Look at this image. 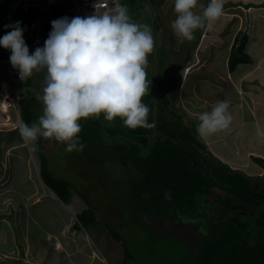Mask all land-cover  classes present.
I'll list each match as a JSON object with an SVG mask.
<instances>
[{"label": "trees", "instance_id": "1", "mask_svg": "<svg viewBox=\"0 0 264 264\" xmlns=\"http://www.w3.org/2000/svg\"><path fill=\"white\" fill-rule=\"evenodd\" d=\"M163 1L149 2L156 6ZM3 3L0 1V5ZM14 9L17 11L14 16L7 18L0 13L1 35L4 36L13 30L10 27L6 28L5 25H13L19 21L20 27L24 29L25 38L35 21L36 12L20 7ZM61 9H65L68 14L67 5ZM55 11L50 20L60 19L55 15ZM68 18L71 20L69 14ZM160 27L157 24L158 30ZM206 27L207 22L205 27L197 29L195 41L201 38ZM37 31H41L40 34L37 36L35 33L34 38H29L27 42L30 54L34 53L37 47L44 46L50 33L49 28L43 29L42 26ZM247 40V33L239 31L229 55L230 70H234L239 63L252 59L245 50ZM162 54L159 45L157 60L155 51L147 57L148 63L156 65L157 61L159 64L155 71L147 65L148 92L142 98V102L150 109L148 122L153 127L132 129L125 126L120 117L108 121L103 113L99 118L93 116L79 121L82 130L78 135L80 143L85 145L83 151L79 152L87 159L91 179L100 186L102 194L109 193L106 189L112 185L114 189L110 188V193L113 197L116 196L115 198L122 196L123 210H144L148 216L192 222L198 235V244L192 248L190 256L186 255L185 264H264V209L249 212L233 207L235 198L247 202H264V187L256 178L232 168L210 151L199 138L195 122L188 121L185 114L179 113L176 99L182 78L181 68L175 67L167 74L168 68L161 67ZM2 56L3 50L0 47V57ZM175 58L181 62L178 55ZM172 60L173 57L170 58V65ZM189 60L188 55L186 60L182 61V65L187 64ZM36 74L44 83L45 73ZM153 76L156 80L154 86L151 84ZM21 90L26 95L30 90L35 93L31 83L26 84V79L21 84ZM11 92L14 95V90ZM30 101L27 102L33 104ZM29 104L25 103L21 107V120L31 126L39 119ZM157 133L161 136L151 141ZM6 134L8 132H4V135ZM38 137L40 140L41 136ZM256 160L264 163L263 158L256 157ZM114 164L119 168L116 169ZM111 170L114 171L113 175L110 174ZM39 172L43 183L61 200L67 202L70 199L73 184L50 171L44 154L41 155ZM216 185L229 197L218 193L213 197ZM96 188L99 190V187ZM97 190L94 189V194L98 196L97 200H101ZM165 193H170L171 198L166 199ZM210 199L212 202L207 209L208 212H200L201 200L209 203ZM95 206L96 204L89 199L86 208L77 214V226L85 228L90 224L97 226V229L100 226L102 229L100 231H106L108 240L118 242L116 247L120 244L123 246L124 264H128L131 259V252L126 245L128 241L123 237L121 230L115 228L113 221L109 222L108 216L97 213L102 208L97 209ZM210 207L217 210L214 208L210 210ZM212 211L213 215L210 216ZM245 214L246 219H243ZM202 216L206 219L202 220ZM151 228V235L159 237L153 234L157 230L153 226Z\"/></svg>", "mask_w": 264, "mask_h": 264}, {"label": "clouds", "instance_id": "2", "mask_svg": "<svg viewBox=\"0 0 264 264\" xmlns=\"http://www.w3.org/2000/svg\"><path fill=\"white\" fill-rule=\"evenodd\" d=\"M124 1L113 14L53 20L44 46L37 47L32 54L28 39L34 38L42 23L50 20L53 12L61 7L42 21L37 22L35 18L25 38L19 21L5 25L13 30L0 38V46L11 50L10 62L19 69L22 82L34 72L45 73L43 94L38 93L36 97L44 105L38 122L29 126L21 120L19 105L16 127L26 144L41 136L66 143L68 152L83 151L85 145L80 143L78 135L82 130L79 121L93 116L99 118L101 113L108 121L120 117L132 129L153 127L148 122L150 109L142 98L148 92L147 57L154 51L155 41L151 26L133 22ZM197 4L198 0H174L178 15L172 27L179 37L188 41L195 39L194 30L205 27L206 22L209 25L215 22L224 11V0H210L202 15L193 11ZM21 91L20 87V97ZM0 97L4 101L1 91ZM228 109L227 101H219L211 111L202 113L198 118V134L206 136L228 130L232 122ZM165 198L170 199V193H165Z\"/></svg>", "mask_w": 264, "mask_h": 264}, {"label": "rangeland", "instance_id": "3", "mask_svg": "<svg viewBox=\"0 0 264 264\" xmlns=\"http://www.w3.org/2000/svg\"><path fill=\"white\" fill-rule=\"evenodd\" d=\"M150 1V0H149ZM260 4V8L254 9V11H251L253 20L246 21V27L248 28L247 36L248 40L246 43V47L249 45L250 49L256 53L259 48H264L261 41H264V29L261 27V24L264 23V0H256ZM254 1V3H256ZM172 3V5L169 6V4ZM208 0H198L197 7L193 9L194 13L195 11H198L202 8L204 10L205 7L208 5ZM167 8L169 9L168 12H165L164 14H161V8L156 7L154 5H151L148 0H125V6L128 8V14L132 18L133 22L141 23V24H147L151 26L152 34L155 41V59L157 60V38L159 39L161 50H162V62L161 67L163 69L168 68L166 71L167 74L171 73L175 67H178L180 64V67H184L185 65H181L179 61L175 58L177 55H180L184 50L188 49L186 46H183V43L180 39V37H177V34L175 33L172 23L177 18V13L174 11V0L168 2ZM172 6V7H171ZM241 6L246 7V3L242 4ZM171 7V8H170ZM16 9L12 5L8 4L7 2H4L3 5H0V13H2L6 18L10 16H14L16 13ZM249 12V11H248ZM201 13V12H199ZM261 13V14H259ZM55 15L57 18H63L68 17V14H66L65 9H59L55 11ZM248 13L246 15L249 16ZM244 16V14H243ZM250 16L248 17V19ZM172 21V23H167L166 20ZM53 20H45V22L42 23V28L46 29L49 28L50 32L52 31V22ZM157 24H159L161 27L159 30L156 29ZM164 24V28H163ZM263 29V30H262ZM232 30V27L231 29ZM194 30V35L195 32ZM41 31H37L36 35L38 36ZM158 34V36H157ZM164 34H172L174 36V40L171 36V38L163 37ZM225 37H228V34L225 35ZM167 38L166 40H164ZM194 48V47H192ZM246 50V49H245ZM228 47H224L223 49H218L213 61L216 62L218 69L221 71L225 70V61L224 58L226 54L228 53ZM165 55L167 57L165 58ZM229 55V54H228ZM259 55V54H257ZM254 56V55H253ZM173 57V60L171 62V65L169 63L170 58ZM167 59L168 61L164 60ZM222 59V60H221ZM147 65H150L152 70L155 71L159 68V64L156 61V65L154 63L150 62ZM240 68V65H237V69ZM181 72V70H180ZM260 73L258 71L256 74ZM255 74H251L246 78V81L250 82V85H253V79L252 77ZM182 77V76H181ZM35 90V93L33 90H30L29 94H25V92H21V97L19 100L20 109L25 105V103H28L27 101H30V103L33 102V104H29L30 107L34 110V112L37 114V117L43 115V109L44 105L42 101L38 100L37 94H43V88L44 83L42 82V79L34 72L32 77L26 79V84H30ZM156 83V80L153 76L152 85L154 86ZM0 89L7 88V84H4L1 82L0 79ZM182 85V78L179 83V87ZM178 87V88H179ZM199 88L201 90L209 92L211 95H232L235 97L236 92L233 88L222 90L219 89L217 86L213 85L211 82L201 81L199 84ZM250 90L255 91L256 95L255 100L257 101V107H259L257 111V116L259 119H264V100L261 97V95H264V91L261 90V92L257 91L255 86L253 88H250ZM1 91V90H0ZM25 91V89H24ZM2 92V91H1ZM28 92V91H27ZM223 93V94H222ZM3 95V94H2ZM180 92L178 93V97L176 99V105L179 109V113L186 114L184 115L188 121L195 122V125H198V118L199 116L204 113L202 110L197 111V113L194 111V108L190 106V111H187L186 108L182 107V103L179 101ZM27 96V97H26ZM184 97V96H183ZM182 100H184V98ZM27 98V99H26ZM190 98V95L188 94L187 99ZM5 100L3 101V98L0 97V129H6L8 131H1L0 130V146L2 147H8V145H15L17 146L19 143H23L25 146L23 147H15V148H3L4 150L1 153L0 158V184L1 188H5L3 193H15V188L17 187H23L25 186L26 190H32L33 186L36 185V183L33 182V179H30L32 177L37 178V182L39 178L41 177L38 173L40 168V162H41V155L44 154L47 159V163L49 166L50 171L59 178H66L68 179L72 184V190L73 194L71 195L70 199L67 202H64L60 198L56 199L57 195H53L52 193H49V196L43 197L41 201L43 202L42 205L38 206H28L27 204H24V206L29 207L31 210L34 211H46L49 210V213L52 217H55V211L52 210L54 198L60 203L59 207H61L60 210H83L86 208L87 203L89 202V199L93 201V203L96 204V208H102V210H98L99 215L108 216L109 222L111 220L113 221L112 224H114L115 228L117 230H121V233L123 237L128 241V249L131 252V259L129 260L128 264H185L186 263V255L189 256L192 254V248L197 247L198 244V235L195 232L193 228V223L189 222V220H185L186 222L182 220H171L169 218L161 219L153 216H148L144 210H135V209H129V210H123L124 207V200H121V197L115 198L111 195V189H114L111 186H109L108 189H106L109 193H103L101 191L100 186L95 184L90 176V170L88 168L87 159L84 158L83 154L77 151L68 152L66 151L67 144L64 142H58L54 138H44L37 137L35 141H31L29 143H25L19 133V129L17 126L18 121V112L19 109L15 110L12 108L9 111L5 112ZM232 107V106H231ZM16 108V107H15ZM186 110V111H185ZM188 112H194L195 114H198V117H195L193 113ZM232 116V113H230ZM200 123V122H199ZM15 127L17 129H15ZM258 127L264 128V120H261L257 123L252 124H246L245 130L247 132L248 138L250 139L251 136H253V142L256 145H260L264 140L259 138L257 136V132H259ZM241 129H244L243 126H241ZM264 130V129H263ZM10 131V133H9ZM4 132H8V136H3ZM38 140V141H37ZM22 150H25L27 152L26 156L27 158H24L22 155ZM42 153V154H41ZM20 156V157H19ZM115 165V164H114ZM110 166V165H109ZM115 168L118 169L119 167L115 165ZM116 171V170H115ZM113 170H111L110 174L113 175ZM118 172V171H117ZM7 175V177H6ZM21 178H20V176ZM25 176V179H24ZM120 178V176L118 177ZM21 180L22 181L21 183ZM258 180V179H257ZM108 181H105L107 183ZM260 182V181H259ZM260 183L262 187H264V181H261ZM37 186V185H36ZM97 187H99V190H97ZM216 189H214V196H216V193L224 195L227 198L229 197L228 194L224 190H221L218 188V186H215ZM94 189L97 190V194L101 197V200H97L96 195L94 194ZM212 197V199H213ZM209 201L203 202L201 200V204L199 206V210L202 213L208 212V207L210 206ZM34 200V199H33ZM214 200V199H213ZM235 205H233L234 208L239 210H247L251 212L252 210H262L264 209V202L262 203H256V202H247V201H241L239 198L234 199ZM56 204V203H55ZM208 204V205H207ZM216 206H218L216 203H214ZM222 208V206H219ZM117 208V210H112ZM136 208V207H135ZM214 210H217L215 207H213ZM212 207L209 209L212 210ZM33 211V212H34ZM32 212V214H33ZM213 215V211L210 214V216ZM62 217V213H61ZM213 218V217H212ZM243 219H246V214L243 215ZM206 217L202 216V220H205ZM99 220H101L99 218ZM4 221V220H3ZM2 221L0 223V231L5 230L6 226H2ZM156 229V232H153V234L158 235L153 236L151 235L152 227ZM82 227V226H81ZM100 228V226H98ZM145 227V228H144ZM85 229L90 230V233L94 240L96 241L98 247L107 253L106 257L108 261L111 264H116L115 259L117 257H121V262L124 264V249L123 246L118 247L117 253L110 254L111 249L118 243L116 240H108L107 237H103L102 235H98V233L94 232V226L93 225H86ZM108 229V228H107ZM84 232L85 230L82 229ZM86 232V231H85ZM88 232V231H87ZM100 233V232H99ZM72 237L78 236V231L75 232V235L71 234ZM106 236V235H105ZM106 243V244H105ZM2 247V246H1ZM187 249V251H186ZM11 256V255H10Z\"/></svg>", "mask_w": 264, "mask_h": 264}, {"label": "crops", "instance_id": "4", "mask_svg": "<svg viewBox=\"0 0 264 264\" xmlns=\"http://www.w3.org/2000/svg\"><path fill=\"white\" fill-rule=\"evenodd\" d=\"M170 1L172 0H164L155 6L148 0L151 5L155 6V9L157 6L161 8V14L168 12L169 9L166 4ZM254 1L256 0H224L223 15L210 25L207 22L206 30L198 41L195 39L188 41L180 37L183 46L186 44L190 46L178 55V58L182 62L189 55L190 60L182 68L180 64L178 65L181 68L182 76V85L179 87L178 93L180 92L179 101L182 103V107L190 111V106H192L196 113L200 110L202 112L211 111V108L219 101L228 102V111L232 113L229 129L212 135H199V138L223 162L261 182L264 181V163L261 164L256 160V157L264 159V142L256 145L253 142V136L248 138L245 127L246 124L264 120L257 116L259 107H257V101L254 97L256 93L250 90L255 86L259 89L258 92L264 91V48H259L254 53L249 45L246 47L245 43L246 52L252 59L248 62L239 63V69L236 67L234 70H230L228 64L236 35L239 31H243L245 34L248 32L249 27H246V21L253 20L251 11L260 8V5H257L260 3L257 1L254 3ZM244 3H246V7L241 6ZM199 12L195 11L196 14L202 15L203 8ZM248 13L250 14L249 19V16L246 17ZM166 22L172 23L168 19ZM231 27L232 30H230ZM261 27L264 29V23L261 24ZM226 34L228 37H225ZM171 36L174 39L172 34H164L163 37L171 38ZM261 43L264 46V41ZM226 46L229 52L224 58L225 70L221 71L213 58L218 49H223ZM258 71L260 73L256 74ZM251 74H255L252 77L253 85L246 81V78ZM201 81L211 82L223 91L233 88L236 95L235 97L223 93L219 96L211 95L199 88ZM188 94L190 95L189 99H187ZM261 97L264 100V95ZM188 113H193L195 117H198V114L194 112ZM195 126L197 128L198 125ZM241 126L244 129H241ZM258 129L257 136L264 140V128L258 127ZM1 131L8 130L3 129ZM8 134L4 135L3 133V136L7 137ZM23 146H25L23 143H19L17 146L8 145L7 147L6 145L7 148ZM6 147L0 146V158ZM26 154L27 152L22 150L24 158H27ZM30 179H33L37 185L33 186L32 190H26L23 185V187L15 188L16 192L13 194L3 193L5 188L0 187V223L2 221V226H6L5 230L0 231V264H111L106 257L107 253L98 247L90 230L83 226L80 228L77 226V214L81 210H60V203L56 200L59 198L58 196L52 200L53 206H51L52 210L55 211V217L50 215L49 210L34 211L27 206L23 207L24 204L28 206L42 205L41 199L43 197L49 196V193L56 195L43 183L41 178L38 182L37 178L32 177ZM22 181L24 180H21V183ZM82 229L86 232H82ZM100 230L102 229L99 227L97 229V226L94 225V232L106 238V231ZM77 231L78 236L72 237L71 234L75 235ZM117 250L118 247L115 245L110 254L117 253ZM115 261L116 264H122L120 256Z\"/></svg>", "mask_w": 264, "mask_h": 264}, {"label": "built area", "instance_id": "5", "mask_svg": "<svg viewBox=\"0 0 264 264\" xmlns=\"http://www.w3.org/2000/svg\"><path fill=\"white\" fill-rule=\"evenodd\" d=\"M11 5L33 10L36 12V21H42L51 16V13L64 5L71 19L74 17H87L93 14L115 13L118 6L123 5V0H7ZM31 35V33H30ZM0 38H2L0 32ZM3 56L0 57V79L7 84V88L0 89L4 95L5 109H19V89L22 80L19 76V69L14 68L10 62L11 50L0 46ZM1 86V85H0ZM14 90V95L12 94ZM16 107V108H15Z\"/></svg>", "mask_w": 264, "mask_h": 264}, {"label": "water", "instance_id": "6", "mask_svg": "<svg viewBox=\"0 0 264 264\" xmlns=\"http://www.w3.org/2000/svg\"><path fill=\"white\" fill-rule=\"evenodd\" d=\"M157 46H158V40H157ZM158 48V47H157ZM157 54H158V50H157ZM158 58V57H157ZM161 135L160 134H156L153 138H152V140L151 141H153L156 137H160ZM165 137V136H164ZM200 163L202 164V165H204V163L200 160ZM210 177L212 178V180H214L215 181V179L210 175ZM253 201H258V200H254V199H252ZM264 201V200H263Z\"/></svg>", "mask_w": 264, "mask_h": 264}]
</instances>
